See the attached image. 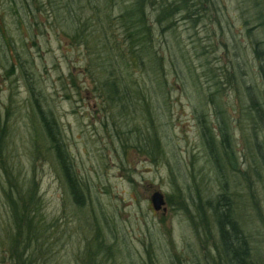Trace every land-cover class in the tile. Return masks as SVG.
I'll return each instance as SVG.
<instances>
[{"label":"rangeland","instance_id":"obj_1","mask_svg":"<svg viewBox=\"0 0 264 264\" xmlns=\"http://www.w3.org/2000/svg\"><path fill=\"white\" fill-rule=\"evenodd\" d=\"M217 1L218 15L212 6L209 19L193 25L176 20L175 29L165 33L162 52L169 94L157 122L164 150L157 163L133 147L138 143L129 138L124 125L111 128L110 115L101 109L84 74L89 56L82 44L68 37L63 27L47 25L43 15L37 17L42 27L33 29V41L19 26L10 24L15 39H25L24 49L20 44L17 47L33 63L34 86L42 92V105L54 114L84 193L83 205H76L47 147L24 79H5L0 70V115L5 117L8 105L14 113L8 121L7 138L12 162L25 176H35L44 216L53 225L50 253L38 264H83L81 257L97 225L103 235L108 233L106 241L111 247V258L101 254L104 258L99 264H210L206 251L215 242V224L204 202L214 199L223 185L254 261L264 264V165L243 111L246 99L233 90L238 78L255 84L262 81L252 44L259 40L264 49V30L255 14L257 6L264 8V0ZM225 41H236L238 46H225ZM135 71V79L141 80ZM215 74L222 81L220 94H215ZM229 78L233 81L227 82ZM215 101L231 120L234 169L226 160L217 169L201 135L200 117L215 129ZM34 145L40 147L39 153ZM155 190L164 196L165 211L152 208L150 197ZM181 200L180 209L176 203ZM197 203L206 211L207 238L199 228L196 232L191 220L203 231ZM7 216L0 198V242Z\"/></svg>","mask_w":264,"mask_h":264},{"label":"trees","instance_id":"obj_2","mask_svg":"<svg viewBox=\"0 0 264 264\" xmlns=\"http://www.w3.org/2000/svg\"><path fill=\"white\" fill-rule=\"evenodd\" d=\"M212 6H215L216 16L217 0H0V70L5 79H24L30 105L45 132L47 147L57 160L69 195L76 205H83L81 180L72 170L54 114L42 105V92L34 86L33 63L31 65L21 50L26 44L25 39L18 42L12 35L10 24L19 26L33 41V29L42 27L37 17L43 15L47 25L50 22L51 27H63L68 37L82 44L89 56L84 74L88 75L92 83L94 96L101 101V109L110 115L111 128L117 130L124 125L130 134L129 138L138 143L133 147L157 163L164 156L157 122L162 106L166 107L169 94L162 52L163 44L166 43L165 33L175 29L176 20H187L193 25L209 19ZM257 7L255 14L260 19L259 26L264 30V8ZM247 31L250 32V29ZM19 44L21 48L17 47ZM261 44V41L256 40L252 48L262 81L255 84L243 77L238 78L233 90L242 93L246 99L243 111L250 120L252 139L264 165L263 150L259 149L264 146V49ZM224 45L235 49L238 46L236 41H225ZM233 63L238 65L237 61ZM135 69L141 80L135 79ZM228 80L233 81L231 78ZM214 84L215 94H220L223 88L219 75L215 74ZM216 107L218 103L215 101ZM11 115L14 113L10 105L5 109V117L0 115V198L8 214L5 228L2 229L4 238L0 242V263L38 264L40 259H45L50 253L53 225L44 216L35 176H25L20 166L12 162L11 145L7 139ZM201 119V135L210 160L214 161L217 169L225 160L234 169L236 157L230 130L231 120L226 112L219 107L215 110V129L208 119ZM130 123L133 124L131 127ZM213 142L215 154L212 151ZM33 147L35 152H40V147ZM221 190L214 199L204 202L215 224V242L206 251L208 260L210 264H256L248 237L233 215L232 201L225 185ZM182 202L178 201L176 207L181 209ZM195 207L198 218L204 222V232L198 227L199 223L191 219L194 229L198 232L199 228V233L207 238L206 211L201 208V203ZM104 220L108 225L107 219ZM97 230L81 257L83 264H99L104 253L105 258H111V247L106 241L109 235H103L99 225Z\"/></svg>","mask_w":264,"mask_h":264},{"label":"water","instance_id":"obj_3","mask_svg":"<svg viewBox=\"0 0 264 264\" xmlns=\"http://www.w3.org/2000/svg\"><path fill=\"white\" fill-rule=\"evenodd\" d=\"M150 202L154 210L156 211H160V209H162L163 211L166 210L164 196L158 190L152 192L150 197Z\"/></svg>","mask_w":264,"mask_h":264}]
</instances>
